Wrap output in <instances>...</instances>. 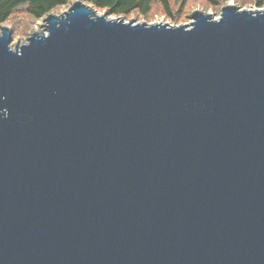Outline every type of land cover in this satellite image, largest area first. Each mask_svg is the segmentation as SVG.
I'll list each match as a JSON object with an SVG mask.
<instances>
[{
  "label": "water",
  "instance_id": "obj_1",
  "mask_svg": "<svg viewBox=\"0 0 264 264\" xmlns=\"http://www.w3.org/2000/svg\"><path fill=\"white\" fill-rule=\"evenodd\" d=\"M190 17L0 24V264H264V8Z\"/></svg>",
  "mask_w": 264,
  "mask_h": 264
},
{
  "label": "rangeland",
  "instance_id": "obj_2",
  "mask_svg": "<svg viewBox=\"0 0 264 264\" xmlns=\"http://www.w3.org/2000/svg\"><path fill=\"white\" fill-rule=\"evenodd\" d=\"M73 0H69V3ZM168 9H164L161 5L160 0H150V9L146 14H140L138 11H132L122 17L125 20H133L135 22H166L168 24L178 25L187 23L192 18L190 12L192 9H198L205 13H209L212 17H217L220 14L221 6L225 3H232L238 8L256 10L259 8L254 0H224L218 4H210L206 0H167ZM67 5H61L51 12L60 13L62 10L67 8ZM102 13L105 9L97 8ZM114 16V15H110ZM7 24L11 29V42L10 45L13 47L16 42L21 43L27 40L30 33L33 31H41L43 28L44 20L43 16L36 18L29 14L24 6H21L13 11L9 18L3 22ZM188 24V23H187Z\"/></svg>",
  "mask_w": 264,
  "mask_h": 264
},
{
  "label": "trees",
  "instance_id": "obj_3",
  "mask_svg": "<svg viewBox=\"0 0 264 264\" xmlns=\"http://www.w3.org/2000/svg\"><path fill=\"white\" fill-rule=\"evenodd\" d=\"M94 8H102L109 15L123 16L132 11L146 14L150 9V0H84ZM185 1V0H184ZM210 4H218L224 0H206ZM162 7L168 9L167 0H160ZM258 7H262L264 0H254ZM69 4V0H0V24L6 21L13 11L21 6L32 16L39 18L54 8Z\"/></svg>",
  "mask_w": 264,
  "mask_h": 264
},
{
  "label": "bare ground",
  "instance_id": "obj_4",
  "mask_svg": "<svg viewBox=\"0 0 264 264\" xmlns=\"http://www.w3.org/2000/svg\"><path fill=\"white\" fill-rule=\"evenodd\" d=\"M96 13H100V11L96 9Z\"/></svg>",
  "mask_w": 264,
  "mask_h": 264
}]
</instances>
